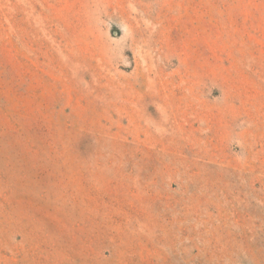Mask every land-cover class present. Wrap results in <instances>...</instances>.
I'll list each match as a JSON object with an SVG mask.
<instances>
[{"label": "rangeland", "instance_id": "374dc122", "mask_svg": "<svg viewBox=\"0 0 264 264\" xmlns=\"http://www.w3.org/2000/svg\"><path fill=\"white\" fill-rule=\"evenodd\" d=\"M0 264H264V0H0Z\"/></svg>", "mask_w": 264, "mask_h": 264}]
</instances>
